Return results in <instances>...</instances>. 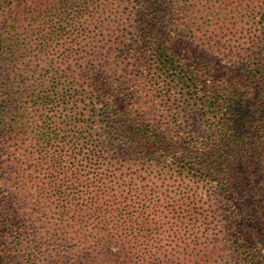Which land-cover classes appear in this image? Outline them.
<instances>
[{"label": "rangeland", "instance_id": "rangeland-1", "mask_svg": "<svg viewBox=\"0 0 264 264\" xmlns=\"http://www.w3.org/2000/svg\"><path fill=\"white\" fill-rule=\"evenodd\" d=\"M65 1L56 5L60 7L56 12H50V7L45 9L42 22L16 36L18 45L24 46L19 52L28 51L27 64L35 74L18 77L19 71L11 72L13 66L23 69L26 65L6 63L7 59L17 58L19 52L9 53L3 49L0 36V191L3 200L14 196L11 182L18 172L15 165L22 166L25 159L30 158L31 176L36 179V198L45 199L38 203V212L40 217L50 213L53 218L52 221L42 219L49 226L48 241L57 235L56 229L63 228L59 221L63 215L71 220L70 226L80 229L91 230L101 227V222L109 223L105 211L97 215L99 218L104 215L105 220L98 219L94 227L93 213L85 208L89 199L98 196L102 187L99 181L107 176L113 192L102 199L104 205L115 203L132 209L143 203L148 209L146 242L142 248L145 259L136 264L264 262L258 203L247 196L242 202L224 199L212 182L199 188L195 178L172 177L165 170L167 154L163 152L156 158L157 163L149 161L140 166L121 160L111 167L107 160H98L107 135L97 129L95 116L84 106L71 113L70 108L74 106L69 99L73 86L81 96L84 86L98 81L100 70L106 71V66L122 68L131 63L137 65L135 76L148 74L154 65V55L148 48L160 43L169 58L168 80L164 90L147 86V91L154 114L162 123L170 122L175 132L177 128L190 131L198 123L194 117L200 116L201 111L188 107L180 89L167 88L177 76V69L184 68L203 82L219 81L227 88L235 85L237 98L243 99V94L249 97L252 100L250 111H253L264 89V0H192L190 12L184 14L190 34L184 37L177 35L174 0H148L147 11L156 22L144 34L140 28L135 29L141 18L130 16L133 6L113 0ZM16 3L13 2V6ZM3 25L1 22L0 28ZM106 79L103 76V80ZM41 95L50 98L52 104L35 114L27 111L28 126H17L12 109L24 107L25 102L31 103ZM45 125L56 135L49 144L39 136ZM19 129L24 130L23 136L16 135L15 130ZM248 142L246 149L255 146ZM70 143L76 159L70 160L67 155ZM168 148L177 152V144L171 143L166 151ZM54 154L57 161L52 157ZM105 185L108 186L107 181ZM259 202L263 204L264 199ZM16 214L18 223L28 226L23 212L16 210ZM33 231V227H28L30 238L26 248L31 252H35L36 245ZM12 233L9 226L0 228V264H31L25 252H17L15 246L5 244L4 237ZM118 249L116 247L115 251ZM82 261L84 264H115L119 260L90 253Z\"/></svg>", "mask_w": 264, "mask_h": 264}, {"label": "trees", "instance_id": "trees-1", "mask_svg": "<svg viewBox=\"0 0 264 264\" xmlns=\"http://www.w3.org/2000/svg\"><path fill=\"white\" fill-rule=\"evenodd\" d=\"M113 1L130 5L128 7L133 6L130 16H140L141 23L135 29L140 28L143 34L147 33L153 22H156L147 11L148 0ZM13 2H17L15 6ZM190 2L192 0H174L173 3V7L177 10L179 37L190 34L184 17L186 12H190V7L192 8ZM58 3L65 4L66 1L0 0V23H4L0 28L3 49L9 53L23 49L24 46L18 45L16 36L24 29H29L31 25L35 26L36 23L42 22L46 16L45 9L48 7L50 12H56L60 8L56 7ZM148 50L154 55V65L148 74L139 73L135 76L137 65L131 63H127L122 68L106 66V71L100 70L101 76L98 81L84 86L81 96L74 86L70 90L69 99L74 106L70 108V112L74 113L84 106L89 114L95 116L97 129L107 135L98 160H107L111 167L121 160L140 166L149 161L157 163L158 155L161 152L166 153L165 170L172 177L183 176L190 180L195 178L199 188L206 186V182H212L214 188L221 192L219 196L224 199L233 198L242 202L247 196L258 203L256 206L258 221L263 227L261 231L264 235V203L259 202V199H264V89L261 90L260 99L255 102V109L250 111L252 100L244 94L243 99L237 98L235 85L227 88L219 81L203 82L194 72L186 68L177 69V76L167 88L176 91L180 89L184 93L188 107L201 111V115L194 117L198 119L194 129L187 131L185 128H177L175 132L170 122L162 123V120L155 116V109L150 104L149 91H147V86L153 87L154 90L161 88L164 90L168 80L167 51L160 43L151 44ZM28 57V51L26 50V53L22 51L17 58L7 59L6 63L26 65L23 69L12 67L11 72L19 71L18 77L28 73L35 74V70L29 69L31 67L27 64ZM262 67L264 70V66ZM103 76L107 79L103 80ZM243 88L246 90L248 87ZM51 104L50 98L41 95L31 100V103L25 102L24 107L16 106L12 109V116L15 119L13 122L19 127L26 128L27 111L30 112L29 114H35L40 108ZM3 108L6 106L3 105ZM15 133L17 136H23L24 130H15ZM39 136H41L40 140L48 141V144L56 138L46 125L41 129ZM248 141L255 146L246 149ZM171 143L177 144V152H173L171 148L166 151V147ZM67 155L70 160L77 158L71 143L68 144ZM52 157L57 161L56 154ZM30 161L31 159L27 158L22 166L15 165L18 172L11 182L14 195L12 199L3 200L0 191V228L9 226L13 231L12 234L4 237L7 246H15L17 252H25L31 264H44V262L84 264L82 259L90 253H98L102 257L109 256L112 260L118 259L115 264L124 262L136 264L144 261L142 248L143 243L146 242L144 239L148 209L143 203L132 209L115 203L104 205L102 199L113 192L107 176H103L99 181L102 187L98 196L89 199L85 208L93 213L91 219L95 223L94 227L98 219L105 220L104 215L102 218L97 216L105 211L109 223L101 222V227L91 230L80 229L70 226L71 220L63 215L59 219L63 228L56 229L57 235L47 241L50 235L47 233L49 226L42 219L52 221L53 218L50 213H44L40 217L38 203L41 204L45 199L36 198V179L31 176L33 166ZM106 181L108 186L105 185ZM16 210L23 212L22 215L26 218L28 226L18 223L19 215L16 214ZM41 224H46L47 227L41 228ZM28 227H33L34 230L35 252L26 248L27 240L30 238L27 234ZM104 241L107 245L103 243ZM116 247L119 248L118 251H115ZM102 259L108 261L106 258Z\"/></svg>", "mask_w": 264, "mask_h": 264}]
</instances>
